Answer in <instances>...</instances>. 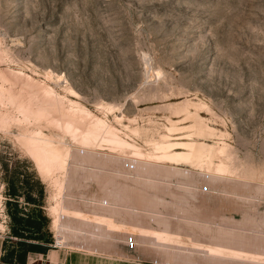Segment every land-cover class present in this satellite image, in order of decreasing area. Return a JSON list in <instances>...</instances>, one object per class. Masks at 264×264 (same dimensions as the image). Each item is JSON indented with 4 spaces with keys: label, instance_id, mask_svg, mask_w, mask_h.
I'll use <instances>...</instances> for the list:
<instances>
[{
    "label": "rangeland",
    "instance_id": "374dc122",
    "mask_svg": "<svg viewBox=\"0 0 264 264\" xmlns=\"http://www.w3.org/2000/svg\"><path fill=\"white\" fill-rule=\"evenodd\" d=\"M26 77L52 88L65 106L78 103L145 154L157 144L188 151L184 144L192 143L200 159L136 162L132 149L82 146L91 117L75 119L70 133L62 111L27 117L0 104L5 252L18 241L53 248L54 238H78L83 221H106L115 192H132L134 206L155 198L154 206H185L187 219L201 223L192 235L201 242L182 236V249L225 259L218 264H264V0H0V79L26 97L34 91ZM38 129L70 148L66 169L54 173L65 183L59 191L25 146L23 137ZM8 179L25 214L33 206L22 193H35V179L42 184L39 233L46 241L11 235ZM221 222L229 234H219L227 226ZM155 234L172 241L165 231Z\"/></svg>",
    "mask_w": 264,
    "mask_h": 264
},
{
    "label": "crops",
    "instance_id": "0c3cea01",
    "mask_svg": "<svg viewBox=\"0 0 264 264\" xmlns=\"http://www.w3.org/2000/svg\"><path fill=\"white\" fill-rule=\"evenodd\" d=\"M145 188L149 187L145 185ZM113 197L114 204L108 209L112 213L103 216L105 222L83 221L78 238L67 236L61 247L28 251L21 261L6 259L5 237L0 233V264H203L205 259L207 264H218L225 261L204 249H182L186 244L182 236L188 237L190 244L200 243L192 235L195 230L203 229L201 223L187 219L190 211L185 206L159 208L152 204L154 198L146 200L148 204L134 206L132 192H115ZM108 217L111 220L107 221ZM227 223H222L227 226L221 229H230ZM163 231L172 241L156 236L155 233Z\"/></svg>",
    "mask_w": 264,
    "mask_h": 264
},
{
    "label": "bare ground",
    "instance_id": "6f19581e",
    "mask_svg": "<svg viewBox=\"0 0 264 264\" xmlns=\"http://www.w3.org/2000/svg\"><path fill=\"white\" fill-rule=\"evenodd\" d=\"M18 80H19V78L17 79V81ZM22 80L25 81L24 84L27 85L26 86L27 88L32 87L34 89V91H30V93H28L26 95V97H24L23 93H20V92L17 93L16 91H14L11 88H5L4 84L8 80H4V78H2L1 81H3L4 83L3 82L0 83V104L3 106L7 105V106L15 107L16 110H18L22 114L21 116L25 115L27 112H30V113H37L38 112V114L42 115V113L39 111H44L43 113H45V114H46L45 111H48V112L52 111L53 113L62 111L60 113V116L62 114L66 116L67 120L64 121V124H66L65 127L68 130H70L69 131L70 133L76 132L75 130L77 128L75 129V126H74V128L72 126V123L74 122L75 119L79 118L80 120L82 119L84 121L86 118L89 119L88 117L93 118L91 123H89L88 126H85V124L83 123L84 126L86 127V129L82 126L85 130L83 134H81L83 132L82 130H81L82 132L80 133L82 135V137H81L82 146L91 147L90 145H93V144L98 145L101 142H106V143L110 144L112 146V148L117 149L121 152H124L126 149H132L133 150V153H131L132 159L135 160L136 162L139 161L140 163H141V161L142 162L143 161H145V162L152 161L153 163L154 162L155 163L167 162V163H177V164L185 163V164H187V163H193L195 161H199V159H200V155L198 152H196L194 150V146L192 143L191 144H184V146L188 147V149H189L188 151H178L177 149H180V148H178V146H176L177 144H175V143L169 142V143L157 144L155 146V152L157 151L156 153L145 154L144 152L139 150L135 145H132L128 141L120 138L119 135H117L110 128L109 124L105 123L101 119H98L97 117L94 118V116H91V112L88 111L87 109L83 108L82 106H80L78 103L73 102L71 100H67L68 105L65 106L63 104L64 97L57 94L52 88L45 86V85H41L40 83H38L37 81H35L29 77H26L27 82L24 79H22ZM5 111H9V110H5ZM3 113L5 114V112H3ZM51 113H49V114H51ZM77 114L79 115V117L76 116ZM54 115L56 116L59 114L56 113ZM54 115H52V116H54ZM4 116L6 117L7 115L5 114ZM1 117H3V115H1ZM27 117H28V115H27ZM44 117L46 118V115H44ZM54 119H56V118L54 117ZM54 119H53V121H54ZM3 120H5V119H3ZM77 121H78V119H77ZM56 124H57V122H56ZM61 127H62V125H61ZM82 127H80V128H82ZM27 133L28 132H26V134ZM30 134H32V133H30ZM29 135H27L28 137L24 136L23 140H24L25 146L28 149V152H29L32 160L36 164L37 169L40 172L47 174L48 176H52V179H53L52 181H53L54 186H57L58 191L61 190V188L64 186L65 183L62 180H58V177L55 176L54 173L56 171L58 172V170L66 169L67 164H68V159H69V157L71 158V155H72L70 148H67V147L63 148V147L57 146L50 137H47L46 135H44V133L39 131V129L37 130V132L34 131L33 135H31V136H29ZM89 161L87 162V164L89 163ZM90 162H92V161H90ZM134 164H136V163H134ZM90 165H91V163H90ZM157 168H155V169H157ZM159 168H158V170L160 171ZM164 168H165V170H163ZM155 169L150 170L149 173H153L156 176V173L153 172ZM163 169H161V171H168V168H166V166H164ZM145 170H146V168H145ZM159 175L162 177V174H158V176ZM230 230L231 229H229V231H225L224 229L218 228L217 231L218 232L220 231L219 232L220 234H224V233L231 232ZM164 237H167V236H164ZM167 240H168V238H167ZM58 242L60 243L59 240H58Z\"/></svg>",
    "mask_w": 264,
    "mask_h": 264
},
{
    "label": "trees",
    "instance_id": "16d2710c",
    "mask_svg": "<svg viewBox=\"0 0 264 264\" xmlns=\"http://www.w3.org/2000/svg\"><path fill=\"white\" fill-rule=\"evenodd\" d=\"M26 174V173H25ZM31 175V174H30ZM6 182V201L4 202L6 213L9 217V226L11 235L17 238H29V239H39L47 240L44 233H39L40 229L45 223V217L41 214L40 205L42 202V184L39 183L37 179L33 181L35 188V193H29L27 190L22 193L21 198L24 203L30 204L33 206V209L30 210V213H24L21 209H18L17 199L20 197V194L16 192V188L12 179H8ZM24 183L27 184V189H31L27 182V179L24 180ZM31 214H34L33 217ZM17 250L10 249L5 252V257L8 260H17L21 261L24 254L28 251H41L44 250V247H41L36 244H28L23 241H18L15 243Z\"/></svg>",
    "mask_w": 264,
    "mask_h": 264
},
{
    "label": "built area",
    "instance_id": "2783aa9c",
    "mask_svg": "<svg viewBox=\"0 0 264 264\" xmlns=\"http://www.w3.org/2000/svg\"><path fill=\"white\" fill-rule=\"evenodd\" d=\"M51 245H52V247H61L63 244L59 243L57 238H54L53 243Z\"/></svg>",
    "mask_w": 264,
    "mask_h": 264
}]
</instances>
